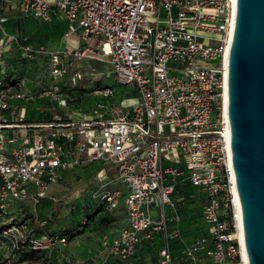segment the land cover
Instances as JSON below:
<instances>
[{
    "label": "built area",
    "instance_id": "1",
    "mask_svg": "<svg viewBox=\"0 0 264 264\" xmlns=\"http://www.w3.org/2000/svg\"><path fill=\"white\" fill-rule=\"evenodd\" d=\"M14 1H22L23 13L34 19L65 20L63 38L75 35L83 44L48 55L51 77L62 79L76 61L97 60L110 66L115 85L135 89L139 101L128 110L115 99V85L107 86L91 119L29 126L38 132L15 138L0 134V203L44 198L68 166L61 160L67 154L74 166L113 168L124 185L103 201L111 211L123 198L126 227L117 236H103L88 264L126 263L157 233L164 235L157 264H244L223 115L234 0H0ZM6 76L0 71V111L23 98L5 85ZM101 172L94 183L103 188L108 181ZM183 179L206 197L201 219L209 237L186 245L179 263L165 234L168 224L181 223L171 196ZM25 185L36 188L33 196ZM66 245V236L54 232L32 235L27 247L46 254Z\"/></svg>",
    "mask_w": 264,
    "mask_h": 264
},
{
    "label": "rangeland",
    "instance_id": "2",
    "mask_svg": "<svg viewBox=\"0 0 264 264\" xmlns=\"http://www.w3.org/2000/svg\"><path fill=\"white\" fill-rule=\"evenodd\" d=\"M22 19L34 20L25 13L13 19L14 24L8 35L10 39L6 43L5 41L0 43V46L5 45L10 49L11 57L6 59L5 63L7 68L10 67L8 70L16 73V76L20 74V71L24 72V77H26L24 92L32 86L34 90H37L32 91L31 95H33L30 98L27 99L24 96L20 100H27L29 105L35 106L40 118L91 119L96 113V105L104 102L101 96L103 88L115 85L110 66L97 60L86 59L74 62L62 79L51 77L48 72V55L34 52L36 49L32 47L31 37L29 43L27 40L26 44H21L23 33L20 32L18 26ZM149 23L150 26H154L152 20ZM0 32H3L1 28ZM28 36H32L31 33ZM35 43L49 49L55 46L54 40L47 34L36 38ZM93 44L94 41L91 45ZM25 48H29L30 51H26ZM212 64V62H200L197 65ZM13 67L14 70H12ZM119 85L117 83L115 85V99H123L125 105H132L131 99L136 98L132 88ZM11 87L14 89V86ZM62 100L65 101V105H62ZM78 120L82 121V119ZM100 167V163H94L76 165L68 169L63 174L64 178L58 182L64 183L62 193L49 191L37 203H34L31 198L27 200L3 199L0 203L3 206L0 210V264H69L72 262L88 264L86 248L92 239L101 234L119 231L125 224V212L121 203L119 202V207L112 213L107 208L109 203L103 201L107 193L121 187V184L117 181L113 168ZM99 170L108 181V186L103 188L92 184L93 176ZM72 173H76L78 180L82 183L76 181ZM173 199L183 213H192L194 223L199 224L195 236L187 232L183 233V230L176 227L167 230L165 234L171 237L168 240L172 247L173 260L180 263L182 262L181 251L186 245L196 238L209 237L208 228L200 220L207 201L202 192L192 188H180L173 195ZM80 207L81 213L78 218L76 215ZM49 223L54 226L53 232L61 228H70L71 231L61 229L65 232L63 235L66 236L67 246L60 249L53 248L46 254L31 252L27 246L29 240L32 239V234H44L46 231L44 229ZM51 225L49 228L52 227ZM84 240L87 241L83 245H78ZM151 251L156 252V250ZM110 260L107 259L106 264H109ZM156 260L157 257L153 255L147 259L145 264H155ZM95 262L100 263V260H95ZM112 264L121 263L113 262Z\"/></svg>",
    "mask_w": 264,
    "mask_h": 264
},
{
    "label": "water",
    "instance_id": "3",
    "mask_svg": "<svg viewBox=\"0 0 264 264\" xmlns=\"http://www.w3.org/2000/svg\"><path fill=\"white\" fill-rule=\"evenodd\" d=\"M226 95L239 234L264 264V0H234Z\"/></svg>",
    "mask_w": 264,
    "mask_h": 264
},
{
    "label": "crops",
    "instance_id": "4",
    "mask_svg": "<svg viewBox=\"0 0 264 264\" xmlns=\"http://www.w3.org/2000/svg\"><path fill=\"white\" fill-rule=\"evenodd\" d=\"M23 11H24V4L22 1H14L11 4H6V3L2 4V2H0V28L3 30V32H0V43H2L3 41H5V43L8 42V40L10 39L8 35H9V33H11L12 25L14 24L13 19L23 15ZM66 28H67V22L61 18H58V17H52L51 20L47 21V22L35 20V19L34 20L22 19V21L20 22V24L18 26V29H20V32L23 33L22 38H21V41H22L21 44L22 45L26 44L25 41H27V40L29 43L30 37H31V42L33 45L32 47L36 49V50H34V52L40 53V54H46V55H49L50 53H55V52L60 53L62 51H70V50H74V49H78V48L83 47V44L79 40L78 36L74 35V36L68 37L67 39L63 38V35L66 31ZM29 31H31V32H29ZM29 33H31L32 36H28ZM46 34L48 36H51V38L55 42V46L52 49H49L47 47H44L42 45L35 43L36 38L43 37ZM22 49L24 50V46ZM9 51H10L9 47H7L5 45L0 46V60H1L0 71L3 74L7 75L6 79L4 80V83L6 86H8L10 88H12L11 86H14V89L12 88L13 91L22 93L23 97L25 96L28 99L33 95V94L31 95L32 91H37V90H34L35 88H33V86H32V88L26 89L24 92V85H25V79H26V77H24V72L20 71L19 72L20 74H18L16 76V73L14 74L8 70V69H10V67L7 68L5 66V63L7 62L6 59L11 57V53ZM12 70H14V67L12 68ZM9 79L12 81H9ZM18 81H22L23 85L20 87H17L16 83ZM132 92L134 93V96L136 97L133 99L130 98L132 105H125V103H124L125 100L121 99V103H122L123 107L128 109V110L133 109L139 101V98H138V95H137L135 89L132 88ZM23 102H24V104H23ZM78 119H82V121H84L86 118H40L39 112L35 108V106L29 105L27 100H25V101L20 100V101L13 102L8 109H6L4 111H0V134H3L4 136H8L11 138H13V137L15 138L17 136H22V135H26V134H30V133L36 134L38 132L37 129H34V128L29 129L27 127L36 126V125L51 124V123H59V122H68L71 120L79 121ZM3 123H5L7 126L4 127ZM22 125H24V127H21ZM61 141L62 140H58L59 143H61ZM61 160L63 163L67 164L68 166L65 169H62L58 172L59 173V179L56 182L53 181L49 184L47 192L51 191V192H54L57 194H61L62 193L61 189L63 187L62 185H64V183L63 182L58 183V182H60L59 180L60 179L62 180L64 178L63 174L68 169H72V168L76 167V165L74 166L72 164L71 157L67 154H65ZM91 164H94V163H91ZM77 166H79V165H77ZM100 166H101L100 168L109 167V166H104L101 163H100ZM60 172H62V174H60ZM98 172H97V174H98ZM97 174H95L93 176V182H92L93 186H96L94 183V178H95V176H97ZM72 175H74L73 177L77 181L78 178H77L76 173H72ZM78 182H80V181L78 180ZM80 183H82V182H80ZM120 184H121V187H119L117 189L115 188V190H122L124 188V185L122 183H120ZM25 188L28 191L29 197L33 196V194L36 191V188L32 185H26ZM180 188L183 189V188H192V187L190 186V184L186 180H184V179L180 180V183L178 184L174 193L171 196V199L173 201H174L173 195ZM192 189H194V188H192ZM57 194H53V195L56 196ZM75 200H77V199H75ZM119 202L121 203V206L124 209L123 198L120 197L117 204H116V207L114 209H112L110 212L114 213L116 211V209L119 207ZM124 212H125V210H124ZM80 213H81V207L79 208V213L76 215L78 218H80ZM178 213L180 214L181 223L179 225L168 224L167 230H172L174 227H176V228H180L181 231L183 230L182 231L183 233L187 232V233L192 234V236H195L196 233L198 232L197 227L199 224L197 225L196 223H194L195 220H194L193 214L190 212L185 214L179 208H178ZM200 220H201L202 224H204V226H206L205 223H203L201 218H200ZM34 223L36 224V222H34ZM51 226H52L51 228H49L46 231L44 229V231L46 233H54L53 232L54 226L53 225H51ZM125 227H126V213H125V224H124L122 229H124ZM24 228H27V226H24ZM61 229H65L66 231H71L70 228H61ZM61 229L56 231V232L60 233V235L61 234L63 235L64 232ZM121 230L116 231V232L111 233V234H101V235H98L95 238H93L92 242H90V244L86 248L87 249L86 250V252H87L86 257H88V255H90V253L95 252L98 249L99 240L103 236H108L109 238H111V237L117 236V234ZM32 235H36V234L33 233ZM37 235H39V234H37ZM163 236L164 235L162 233H157V234H155L154 240L152 242L140 245L136 251L135 257L132 258L130 261H128L126 263H121V262H118L116 260L111 259L109 264H112L113 262L121 263V264H145L147 262V259H150L153 255H155V257H157V251L161 246V243H162L161 240L163 239ZM86 241L87 240L80 241L78 243V245H83ZM74 244H76L75 240H74ZM170 249H172V247H170ZM151 250H156V252L153 253V251H151ZM157 260H158V257H157ZM157 260H156L155 264H157Z\"/></svg>",
    "mask_w": 264,
    "mask_h": 264
},
{
    "label": "bare ground",
    "instance_id": "5",
    "mask_svg": "<svg viewBox=\"0 0 264 264\" xmlns=\"http://www.w3.org/2000/svg\"><path fill=\"white\" fill-rule=\"evenodd\" d=\"M227 58H228V49L226 50V55H225V66L227 65ZM226 99H227V95H226V89H225L224 102H223V115H224V118L226 119V122H227ZM232 181H233V195H234V207H233V209H234V213L236 215V223H237V229H238V238H239V243H240V246H241V256H242V260H243L244 264H247V260H246L245 254H244L243 245H242L241 237H240V234H239V228H238L237 198H236V188H235V184H234V177H232Z\"/></svg>",
    "mask_w": 264,
    "mask_h": 264
},
{
    "label": "trees",
    "instance_id": "6",
    "mask_svg": "<svg viewBox=\"0 0 264 264\" xmlns=\"http://www.w3.org/2000/svg\"><path fill=\"white\" fill-rule=\"evenodd\" d=\"M2 4H4V3L2 2ZM9 81H10V79H9ZM50 225H51V223L47 224L45 230H48ZM31 252H33V251H31Z\"/></svg>",
    "mask_w": 264,
    "mask_h": 264
}]
</instances>
